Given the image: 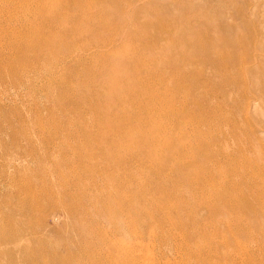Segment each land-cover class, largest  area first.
<instances>
[{
	"label": "rangeland",
	"instance_id": "obj_1",
	"mask_svg": "<svg viewBox=\"0 0 264 264\" xmlns=\"http://www.w3.org/2000/svg\"><path fill=\"white\" fill-rule=\"evenodd\" d=\"M13 1L12 22L10 11L0 12V149L18 155L15 168L0 167V234L14 238L1 245L14 252L13 263L244 264L240 260L252 255V264H264V0H84L82 10L61 20L56 17L61 4L71 0ZM73 21L81 29L74 30ZM136 55L159 77L164 74L174 90L178 75L189 79L175 93L174 104L182 109L185 103L181 120H191L185 142L178 140L174 148L184 146L188 153L164 169L145 158L146 149L106 145L99 130L103 116L97 109L107 93L112 97L106 100H114V85L136 80ZM183 59L189 64L181 66ZM178 160L190 169H180ZM252 175L262 183L249 182ZM216 193L243 195L242 209L236 215L223 212ZM112 197L136 211L114 220L119 205ZM245 197L251 205H245ZM120 228L127 232L121 238ZM121 248L129 259L121 258ZM10 262L0 259V264Z\"/></svg>",
	"mask_w": 264,
	"mask_h": 264
},
{
	"label": "bare ground",
	"instance_id": "obj_2",
	"mask_svg": "<svg viewBox=\"0 0 264 264\" xmlns=\"http://www.w3.org/2000/svg\"><path fill=\"white\" fill-rule=\"evenodd\" d=\"M19 1V0H18ZM89 1V0H88ZM177 0L174 1V3L176 2ZM68 4L67 3H63L61 4V8L59 9V14L56 15V17H58V19H63L64 18V15L70 11H80L82 10V4L84 3V0H71ZM183 2V1H182ZM16 3V2H15ZM14 1L13 0H0V12L2 11L3 13V10H8L10 11V13H8L9 15H6L9 17V21H13L14 20V17H12V14H11V11H14L13 9H17L16 5H15ZM27 3V2H26ZM177 3V2H176ZM91 5V4H90ZM89 5V6H90ZM93 5V4H92ZM22 8V7H21ZM27 8V7H26ZM36 8V7H35ZM25 9V7H24ZM41 10V9H40ZM44 10V9H43ZM19 11V10H18ZM22 11V10H21ZM24 11V10H23ZM33 12V11H32ZM35 12V11H34ZM39 12V11H38ZM84 12V11H83ZM16 13V12H15ZM20 13V12H19ZM25 13V12H24ZM79 13V12H78ZM83 14V13H82ZM20 15V14H18ZM17 15V16H18ZM6 17V16H5ZM79 17V15H78ZM90 16V13H87V16L86 18L88 19ZM7 18V17H6ZM20 18V17H19ZM24 18V17H23ZM22 20V19H21ZM8 21V22H9ZM75 21V20H74ZM72 22L73 25H74V30H79L81 29V27H79V25L77 24V22ZM59 24V23H58ZM65 24V23H64ZM72 25V26H73ZM86 25V24H85ZM32 26V25H31ZM60 26V25H59ZM50 27V25H49ZM57 27V26H56ZM61 27V26H60ZM66 27V26H65ZM79 28V29H78ZM96 27H94L95 29ZM30 29V28H29ZM71 29V27L69 28V30ZM73 29V27H72ZM96 31H98L97 29L93 30L92 32L95 33ZM37 32V31H36ZM69 32V31H68ZM18 33V32H17ZM28 33V32H27ZM97 34V32L95 33ZM11 35V34H9ZM18 35V34H17ZM39 35V34H38ZM16 36V35H15ZM40 36V35H39ZM9 37V36H8ZM20 37V36H18ZM16 37V38H18ZM41 37V36H40ZM21 38V37H20ZM33 38V37H32ZM37 38V37H36ZM45 38V36H44ZM119 38V37H118ZM123 38V37H122ZM121 38V39H122ZM8 38H6L7 40ZM42 39V38H41ZM187 39V38H186ZM5 40V39H4ZM10 40V39H9ZM14 40V38L12 39ZM25 41H27L25 39ZM29 41V40H28ZM33 41V39H32ZM120 41V40H119ZM14 42V41H13ZM12 42V43H13ZM6 43V42H5ZM11 43V44H12ZM31 43V42H30ZM37 43V42H36ZM14 44V43H13ZM12 44V45H13ZM17 44V43H16ZM8 45V44H6ZM7 47V46H6ZM15 47V46H14ZM106 47V46H105ZM15 52V51H14ZM75 56V55H74ZM77 57V56H76ZM141 57V56H140ZM140 57H138L136 55V60L135 63L133 64V71H134V74L133 76L135 75L134 78H136V80L133 82V83H127V85H114L115 87V91L113 93L114 95V100L112 101H107V97L108 99H110V96L112 97V94L107 93L105 96H104V100L102 102V104L100 105V107L97 109V111L99 112L100 114V110H101V114L103 116V122H101V115H99L98 119H99V122H98V125H99V130H102V134H101V138L105 140V144L107 145L110 141H113V143H116L117 142V145H118V148L121 149V148H133V147H141L143 149H146L147 150V156L145 157L146 159H150L152 160L153 163H156V165H158L157 167L158 168H165L168 163L170 162V160L172 159H175V157H180L182 155H186L188 153V151L185 149V147H179L177 146V149L174 148V145L176 143H178V140H181L183 137H187L188 133H187V125L190 123H188L189 120H186V121H183V119L181 120V118L184 116V113H185V109L187 108L185 103H183L184 105H182V109H179V108H176L175 107V100L177 98V95L175 94L179 89H182L186 86H188L189 84V79H186V77H182L180 75H178L176 77V83H175V90L173 88H170L169 86H167V83H166V78H165V75L163 74L162 77L160 75V77L154 72L152 71L151 67L149 66H146L144 63L140 62L139 60L141 59ZM81 58V57H80ZM78 60V59H77ZM76 61V60H75ZM184 63H181L180 65L183 66L185 64H189V62L186 60V59H183L182 60ZM178 63V62H177ZM179 67V64H177ZM175 67V65H174ZM180 71V70H178ZM143 74V77L141 78L140 75ZM146 74V75H145ZM128 80V79H127ZM113 82V81H112ZM173 83V81H172ZM178 99V98H177ZM174 100V101H173ZM101 102V101H100ZM97 119V120H98ZM186 119V118H185ZM105 121V122H104ZM191 121V120H190ZM189 121V122H190ZM194 128V127H192ZM73 129V128H72ZM88 132V131H87ZM130 133H134V136L131 137L130 136ZM199 133V132H198ZM192 134V133H191ZM97 135V134H96ZM193 137V136H192ZM189 138V136H188ZM191 138V137H190ZM189 138V139H190ZM82 139V138H81ZM92 139V138H91ZM99 139V138H98ZM184 139V138H183ZM182 139V140H183ZM186 139V138H185ZM194 140V139H193ZM196 140V139H195ZM185 142V140H183ZM89 142V141H88ZM195 142V141H194ZM102 143V142H101ZM181 144V143H180ZM189 145L192 144V142L188 143ZM115 145V144H114ZM185 145V144H183ZM206 145V144H205ZM182 146V145H181ZM196 146V145H195ZM87 147V146H86ZM92 147V146H91ZM90 147V148H91ZM105 147V146H104ZM109 147V145H108ZM205 147V146H204ZM208 147V146H207ZM205 147V150L206 148ZM117 148V149H118ZM190 148V147H189ZM99 149V148H98ZM104 149V148H103ZM108 149V148H107ZM116 149V148H115ZM140 149V148H139ZM209 149V148H208ZM211 149V147H210ZM1 150V149H0ZM86 150V149H85ZM88 150H89V146H88ZM190 150V149H189ZM2 151V150H1ZM11 151V150H9ZM93 151V150H92ZM99 151V150H98ZM97 151V152H98ZM191 151V150H190ZM90 152V150H89ZM94 152V151H93ZM100 152V151H99ZM98 152V153H99ZM109 152V151H108ZM107 152V153H108ZM111 152V151H110ZM116 152V151H115ZM118 152V151H117ZM200 152V151H199ZM207 152V150H206ZM205 152V153H206ZM101 153H102V150H101ZM139 155H141L142 151L140 152V150L138 151ZM192 153V152H191ZM220 153H223L220 151ZM86 154V153H85ZM114 154V153H113ZM145 154V153H144ZM193 154V153H192ZM191 155V157H193ZM204 154V153H203ZM92 155V154H91ZM105 155V154H104ZM143 155V154H142ZM146 155V154H145ZM199 155V154H198ZM202 155V153H201ZM205 155V154H204ZM227 155V154H226ZM18 156V155H17ZM17 156L14 155L13 151L11 152H7V151H2V153H0V167L4 170H8V169H12L14 167V160L17 158ZM94 156V154L92 155ZM212 159V165H217V160L215 159L214 156H212L211 154L209 155ZM223 156V155H222ZM98 157V156H97ZM101 157V156H100ZM142 157V156H141ZM185 157V156H184ZM189 157V156H188ZM130 158V157H129ZM128 158V159H129ZM202 158V157H201ZM209 158V157H207ZM206 158V159H207ZM231 158V157H230ZM104 159V158H103ZM102 159V160H103ZM120 159V158H119ZM143 158H141V160H143ZM145 159V160H146ZM181 159V157L179 158ZM109 160V158H108ZM121 160L124 161V159L122 158ZM120 160V161H121ZM137 160V159H136ZM198 160V159H197ZM112 161V159H111ZM121 162V163H124V162ZM138 161V160H137ZM149 161V160H148ZM177 161V160H176ZM179 161V160H178ZM106 162V161H105ZM145 162V161H144ZM151 162V161H150ZM159 162V164H158ZM180 162V161H179ZM221 162V161H220ZM223 162V161H222ZM111 163V162H110ZM126 163V161H125ZM175 163V162H173ZM189 163V162H188ZM109 164V163H108ZM180 164H183L180 162ZM107 165V164H106ZM123 165V164H122ZM121 165V166H122ZM187 165V163H186ZM189 165V164H188ZM228 165V164H226ZM111 166V165H110ZM113 166V165H112ZM116 166V165H115ZM118 167H120V165H117ZM126 166V165H125ZM192 167V166H191ZM219 167V166H218ZM221 167V166H220ZM15 168V167H14ZM110 168V167H109ZM112 168V167H111ZM2 169L1 172H2ZM116 169V168H115ZM122 169V168H121ZM124 169V168H123ZM176 169L178 170L179 167L178 165L176 166ZM180 169H184L185 171L189 170L190 169V166H185V164H183V167L180 166ZM108 170V169H107ZM159 170V169H158ZM183 170V171H184ZM212 170V169H211ZM211 170H210V173H211ZM112 171V170H111ZM117 171V170H116ZM125 171V170H124ZM165 171V170H164ZM194 171V170H192ZM4 172V171H3ZM6 172V171H5ZM128 172V171H127ZM196 172V170L194 171ZM78 173V172H77ZM107 173V172H106ZM122 173V172H121ZM126 172H124L125 174ZM164 173V172H163ZM173 173V171H172ZM180 173H181V170H180ZM193 172H191L192 174ZM227 173V172H226ZM239 173V172H238ZM3 174V173H2ZM1 174V175H2ZM105 174V173H104ZM116 174V173H115ZM198 174V173H197ZM212 174V173H211ZM210 174V175H211ZM229 174V172H228ZM236 174V173H235ZM247 175V173H245ZM244 174V175H245ZM252 174V173H251ZM5 175V174H4ZM3 175V176H4ZM97 175V174H96ZM106 175V174H105ZM112 174L109 173V176H111ZM134 175V174H133ZM174 175V174H173ZM188 175V174H187ZM130 176V175H129ZM163 176V175H162ZM194 176V175H193ZM205 175H202V178L204 177ZM214 176V175H213ZM2 177V176H1ZM132 177V176H131ZM166 177V176H165ZM186 177V176H185ZM197 177V176H196ZM223 177V176H222ZM235 177V176H234ZM240 177V176H239ZM246 177V176H245ZM5 178V177H4ZM110 178V177H109ZM115 178V177H114ZM242 178V177H241ZM195 179V178H194ZM205 179V178H204ZM208 178H206L207 180ZM211 179V178H210ZM248 181H254V184H255V180H258L259 182L262 183V180L259 178L257 179V176H248ZM127 180H129V178H127ZM223 178L221 179V182L223 183ZM205 181V180H204ZM209 181V179H208ZM243 181V179H242ZM107 182H109L107 180ZM116 182V180H115ZM127 182V181H126ZM129 182V181H128ZM127 182V183H128ZM195 182V181H194ZM226 182V181H225ZM245 182V180H244ZM242 182V183H244ZM69 183V182H68ZM134 183V182H133ZM203 183V182H202ZM235 183V182H234ZM247 183V182H246ZM260 183V184H261ZM107 184V183H106ZM117 184V183H116ZM229 184V182H228ZM250 183H248L249 185ZM105 185V184H104ZM115 185V184H114ZM204 185V184H203ZM218 185V184H216ZM215 185V186H216ZM221 185V184H220ZM233 186V184H231ZM246 185V184H245ZM98 186V185H97ZM111 186V185H110ZM121 186V185H120ZM123 186V185H122ZM161 186V185H160ZM199 186V185H198ZM205 186V185H204ZM213 186V187H215ZM231 186V188H232ZM236 186V185H234ZM240 186V185H239ZM243 186V185H242ZM250 186V185H249ZM115 187V186H114ZM219 187V186H218ZM221 187V186H220ZM261 187V186H260ZM68 188V187H67ZM97 188V187H96ZM95 188V189H96ZM107 188V187H106ZM117 188H120L122 189V187H118ZM115 188V189H117ZM141 188V187H140ZM202 187H199V189H201ZM235 188V187H234ZM255 188V187H254ZM257 188V187H256ZM221 189H223L221 187ZM114 190V189H113ZM206 190V188H205ZM213 190V193L210 194V196H208L207 198H210V200H213L212 198L214 197V194H215V190L216 189H212ZM211 190V191H212ZM229 190V189H228ZM242 190V188H241ZM247 190V189H246ZM250 190V189H249ZM100 191V189H99ZM118 191V190H117ZM115 190V192H117ZM210 191V192H211ZM225 190H223L224 192ZM227 191V190H226ZM261 191L264 195V184H263V187H261ZM98 192V191H97ZM107 192V191H106ZM126 192V191H125ZM129 192V190H128ZM126 192V193H128ZM209 192V193H210ZM230 192V190H229ZM235 192V191H234ZM239 192V191H238ZM241 193L243 191H240ZM239 192V193H240ZM259 192V191H258ZM64 193V192H63ZM74 193V192H73ZM142 191L140 192L139 195H141ZM208 193V192H207ZM222 193V191L220 192ZM228 193V192H227ZM244 193V192H243ZM242 193V194H243ZM252 193V192H251ZM253 193H255L253 191ZM257 193V192H256ZM107 195V193H105ZM116 194V193H115ZM137 194V193H136ZM204 194V193H203ZM257 194H260V193H257ZM233 195V194H232ZM241 195V194H240ZM244 195V194H243ZM243 195H241V197L237 196V198H233L232 196L229 197L228 195H223L220 197V195L218 193H216V197H220V201L223 203V209H225V211L223 212H227L228 214L230 212H232L234 215H236V212L239 211L240 209H242V198H243ZM247 195V194H246ZM252 195V194H251ZM32 196V195H31ZM87 196V195H86ZM98 196V195H97ZM100 196V195H99ZM121 196V195H120ZM143 197L145 195H142ZM168 196V195H167ZM88 197V196H87ZM119 197V195H118ZM122 197V196H121ZM129 197V196H128ZM166 197V196H165ZM202 197V196H201ZM217 197V198H218ZM250 198V196H248ZM248 197H245V199H243V201L245 200V205H251L252 202H250V199ZM256 197V196H255ZM264 197V196H263ZM27 198V197H26ZM103 198V197H101ZM107 198V197H106ZM126 198V197H125ZM131 198V197H129ZM128 198V199H129ZM198 198V197H197ZM206 198V199H207ZM232 198V199H231ZM253 198V197H251ZM78 199V198H77ZM127 199V198H126ZM202 199H204L202 197ZM219 199V198H218ZM32 200V199H31ZM30 200V201H31ZM35 199L33 198V201ZM97 200V198H96ZM112 204H116L117 206L119 205V208H118V212L116 214H114V220H121V219H124V216L126 215L125 212L129 213V214H132L133 211H136V208L134 206L132 207H129L130 209H124L123 207V203L121 204V200L120 199H117L116 197H112L110 198ZM146 200V199H145ZM166 200V199H165ZM200 200V198H199ZM205 200V199H204ZM257 200H259V198H257ZM89 201V200H88ZM95 201V200H94ZM103 201V200H102ZM119 201V202H118ZM131 201V200H130ZM136 201V200H135ZM142 201V199H141ZM255 201V200H254ZM36 202V201H35ZM90 202V201H89ZM97 203V201H95ZM101 202V201H100ZM128 202V201H127ZM138 202V201H137ZM165 202V201H164ZM180 202V201H179ZM182 202V201H181ZM205 202V201H204ZM213 202V201H212ZM263 202V201H262ZM261 202V203H262ZM30 203V202H28ZM83 203V201H82ZM92 203H93V200H92ZM99 203V201H98ZM97 203V204H98ZM101 203H104V202H101ZM142 203V202H141ZM256 203H259V202H255ZM81 204V203H80ZM150 204V203H149ZM163 204V203H162ZM183 204V203H181ZM263 204V203H262ZM261 204V205H262ZM29 205V204H28ZM27 205V206H28ZM86 205V204H85ZM84 205V206H85ZM96 205V204H94ZM100 205V204H98ZM103 205V204H102ZM106 205V204H105ZM132 205V204H131ZM140 205V204H139ZM164 205V204H163ZM108 206V205H107ZM259 206V205H258ZM33 207V206H32ZM81 207V206H79ZM78 207V208H79ZM92 207V206H91ZM95 207V206H94ZM110 207V206H109ZM145 207V206H144ZM148 207V206H147ZM220 207V206H219ZM260 207V206H259ZM262 207H264L262 205ZM64 208V207H63ZM99 208V206H98ZM97 208V209H98ZM108 208V207H107ZM117 208V207H116ZM154 208V207H153ZM217 213H222V209L221 208H218V207H213ZM28 209V208H27ZM30 209V208H29ZM82 209V208H81ZM99 209H102L101 206ZM138 209V207H137ZM95 210V209H94ZM105 210V209H104ZM244 210V209H243ZM251 212H253L252 215H255L256 213V206H255V209H249ZM67 211V210H66ZM93 211V210H92ZM97 211V210H96ZM99 211V210H98ZM102 211V210H101ZM110 211V210H109ZM114 211V210H112ZM156 211V210H155ZM205 211V210H204ZM207 211V210H206ZM205 211V212H206ZM260 211V209H259ZM258 211V212H259ZM261 211H262V208H261ZM4 212V211H2ZM7 212V211H6ZM73 212V210L71 211ZM91 212V211H90ZM182 212V211H181ZM189 212V211H188ZM191 212V211H190ZM257 212V213H258ZM68 213V211H67ZM100 213V212H98ZM114 213V212H113ZM161 213V211L159 212ZM204 213V212H203ZM260 213V212H259ZM92 214V213H91ZM96 214V213H95ZM134 214V213H133ZM167 214V213H166ZM94 215V214H93ZM97 215V214H96ZM107 215V214H106ZM206 215V214H205ZM212 215V213H211ZM232 215V214H231ZM74 216V215H73ZM102 216V215H101ZM142 216V215H141ZM217 216V215H216ZM226 216V215H225ZM259 216V215H258ZM256 215V217H258ZM95 217V215H94ZM97 217V216H96ZM156 217V216H155ZM163 217V216H162ZM169 217V216H168ZM182 217V216H181ZM186 217V215H185ZM261 217V216H260ZM158 218V217H157ZM180 218V217H179ZM209 218V217H208ZM253 218V217H251ZM263 218V217H262ZM162 219V218H161ZM166 219V218H165ZM169 219V218H168ZM10 220V219H9ZM97 220V219H96ZM160 220V219H159ZM180 220V219H179ZM255 220V218H254ZM94 221V219L92 220ZM168 221V220H167ZM224 221V220H223ZM151 222V221H150ZM156 222V221H155ZM163 222V221H162ZM254 222V221H253ZM170 223V221H169ZM222 223V222H221ZM230 223V222H229ZM245 223V221H244ZM11 224V223H10ZM93 224V223H92ZM127 224V223H126ZM158 224V223H157ZM172 224V222H171ZM179 224V223H178ZM177 224V225H178ZM183 224V223H182ZM181 224V225H182ZM195 224V223H194ZM217 224V223H216ZM215 224V225H216ZM95 225V224H93ZM175 225V223H174ZM191 225V224H190ZM218 225H220L218 223ZM4 226V225H3ZM99 226V225H98ZM149 226V225H148ZM179 226V225H178ZM231 225H229L228 227V230H229V233L230 235L232 234L233 236L236 234L234 233L233 231V228L230 227ZM245 226V225H243ZM264 226V225H263ZM115 227V226H114ZM145 227V226H143ZM147 227V226H146ZM152 227V226H151ZM180 227V226H179ZM246 227V226H245ZM5 228L2 227V229ZM96 228V227H95ZM122 228V227H121ZM117 229V232L116 234L120 236L121 238V235L124 236L127 232L124 231L123 229ZM129 228V227H128ZM173 228V227H172ZM204 228V227H203ZM220 228V227H219ZM241 228V227H240ZM1 229V230H2ZM125 229V228H124ZM176 229V228H175ZM206 229V228H205ZM213 229V228H212ZM244 229H247V228H244ZM104 230V229H103ZM106 230V229H105ZM141 230V229H140ZM143 230V229H142ZM172 230V229H170ZM181 230V229H180ZM183 230V229H182ZM215 230V229H214ZM249 230V228L247 229ZM79 231V230H78ZM109 231V230H108ZM147 231V230H146ZM203 231V230H202ZM201 231V232H202ZM246 230H244L245 232ZM262 231V230H261ZM75 232V231H74ZM101 232V231H100ZM113 232V231H112ZM111 232V233H112ZM129 232V231H128ZM181 232V231H180ZM247 232V231H246ZM245 232V233H246ZM257 232V231H256ZM260 232V231H259ZM12 233V232H11ZM105 233V232H104ZM182 233V232H181ZM185 233V232H184ZM220 233V232H218ZM4 233H2L3 235ZM8 234V233H7ZM99 234V233H98ZM97 234V235H98ZM101 234V233H100ZM115 234V235H116ZM137 234V233H136ZM187 234V233H186ZM205 234V233H204ZM215 234V233H214ZM214 234L212 237H214ZM247 234V233H246ZM264 234V231L263 233ZM114 235V236H115ZM173 235V234H172ZM171 235V236H172ZM212 235V234H211ZM225 235V234H224ZM251 235V234H250ZM139 236V235H138ZM204 236V235H203ZM226 236V235H225ZM239 236V235H238ZM253 236V235H252ZM264 236V235H263ZM94 237V236H93ZM96 237V236H95ZM108 237V236H107ZM141 237V236H140ZM17 240H18V236L16 237ZM99 238V237H98ZM113 238V237H112ZM224 238V237H223ZM13 236L12 235H7V236H1L0 234V259L4 258V259H7L9 261L12 262V264H17V263H13L14 262V259H13V256L14 255V252L11 251L10 253L6 250V249H3L1 245H4V244H8V243H11V241L13 240ZM104 239V238H103ZM109 239V238H108ZM111 239V238H110ZM117 239V238H116ZM127 239V238H126ZM142 239V238H141ZM226 238H224L225 240ZM79 240V238H78ZM105 240V239H104ZM119 240V239H118ZM223 240V241H224ZM80 241V240H79ZM109 241V240H108ZM16 242V241H15ZM103 242V241H102ZM118 242V241H117ZM228 242V241H227ZM13 243V241H12ZM101 243V242H100ZM111 242H109L110 244ZM124 243V242H123ZM139 243V242H138ZM205 243V242H204ZM210 243V242H209ZM225 243V241H224ZM76 244V243H75ZM102 244H105V243H101ZM116 244V243H115ZM125 244V243H124ZM187 244V243H186ZM227 243H225L226 245ZM80 245V244H79ZM100 245V244H99ZM106 245V244H105ZM105 245H104V249H105ZM119 245V244H118ZM117 245V246H118ZM81 246V245H80ZM123 246V245H122ZM125 246V245H124ZM127 246V245H126ZM125 246V247H126ZM76 247V245H75ZM102 247V246H101ZM106 247H109V246H106ZM116 246H114V249H115ZM119 247V246H118ZM102 248V249H103ZM111 248V246H110ZM120 248V247H119ZM195 248V247H194ZM192 248V249H194ZM202 248V247H201ZM201 248H197V250L203 252L204 249H201ZM207 248V247H206ZM247 248V247H246ZM261 248V247H260ZM123 249L121 252H123L121 254V258L124 260L129 257V253H127L128 251H130V247L127 250H124V248H121ZM126 249V248H125ZM136 249V247H135ZM178 249V248H177ZM209 249V248H208ZM224 249V247H223ZM230 249V248H229ZM234 249V248H233ZM241 249V248H240ZM262 249V248H261ZM264 249V248H263ZM21 250V249H20ZM80 250V249H79ZM83 250V249H82ZM116 250V249H115ZM141 250V249H140ZM185 250V249H184ZM196 250V248H195ZM239 250V249H238ZM23 251V249H22ZM22 251H20L22 253ZM25 251V250H24ZM110 251V249H109ZM192 251V250H191ZM208 251V250H207ZM260 251V250H259ZM108 252V251H107ZM106 252V253H107ZM116 252V251H115ZM133 252V251H132ZM138 252V250H137ZM180 252V251H179ZM185 252V251H184ZM194 252V250H193ZM239 252V251H238ZM244 252V251H242ZM246 252V251H245ZM25 253V252H24ZM55 253V252H54ZM87 253H90L87 252ZM94 253V252H93ZM105 253V251H104ZM112 253V252H111ZM136 253V252H135ZM144 253V252H143ZM192 253V252H191ZM209 253V252H207ZM215 253V252H214ZM212 253V254H214ZM12 254V255H11ZM86 254V253H85ZM91 254V253H90ZM117 254H118V251H117ZM131 254V253H130ZM137 254V253H136ZM135 254V255H136ZM179 254V253H178ZM190 254V253H189ZM194 254V253H193ZM192 254V255H193ZM242 254V253H241ZM248 254V252H247ZM94 255H98V253H95ZM93 255V256H94ZM109 255V254H107ZM112 254H110L111 256ZM138 255H140V251L138 253ZM185 255V254H184ZM188 255V254H187ZM186 255V257H187ZM237 255V254H236ZM243 255V254H242ZM246 255V254H245ZM249 255V254H248ZM56 256V255H54ZM84 256V255H83ZM89 256V255H88ZM92 257V255H90ZM96 256H95V259H96ZM106 256V255H105ZM109 256V257H110ZM118 255L115 256V258L117 257ZM120 256V254H119ZM137 256V255H136ZM189 256V255H188ZM195 256V255H194ZM197 256V254H196ZM195 256V258H196ZM206 256V255H205ZM209 256V255H208ZM251 257L249 258V260H240L241 262H243L244 264H252V261L251 259L253 258L252 255H250ZM60 257V256H58ZM69 257V256H68ZM75 257V256H74ZM102 257V256H101ZM132 258V256H130ZM135 257V256H134ZM182 257V256H180ZM184 257V256H183ZM193 257V256H192ZM191 257V258H192ZM211 257H213L211 255ZM218 257V256H217ZM49 258V257H48ZM70 258V257H69ZM81 258V256H80ZM86 258V257H85ZM90 258V257H89ZM93 258V257H92ZM136 258V257H135ZM190 258V257H189ZM233 258V256L231 257ZM244 257L242 256V258L240 259H243ZM67 259V258H66ZM99 259V258H97ZM110 259V258H109ZM113 259V258H112ZM129 259V258H128ZM154 259V257L152 258ZM207 259V258H206ZM210 259V258H209ZM216 259V258H214ZM236 259V258H234ZM238 259V258H237ZM92 260V259H91ZM100 260V259H99ZM103 260V259H102ZM120 260V259H119ZM125 260V261H126ZM132 260V259H131ZM130 260V262H132ZM198 260V259H197ZM213 260V259H212ZM230 260V259H229ZM239 260V259H238ZM56 261V259H55ZM58 261V260H57ZM68 261V260H67ZM86 261V260H85ZM88 261V260H87ZM93 261V260H92ZM107 261H108V258H107ZM112 261V260H111ZM135 261V260H134ZM140 262V260H138ZM144 260H142V264H147V262H143ZM191 261V259H190ZM195 261V260H193ZM200 261L204 262L205 260L204 259H201ZM209 261V260H208ZM215 261V260H214ZM232 262V260H230ZM240 261H237V262H240ZM10 262V263H11ZM39 262V261H38ZM54 262V261H53ZM101 262V261H100ZM106 262V261H105ZM115 262V261H114ZM122 262V261H121ZM129 262V261H127ZM129 262V263H130ZM138 262V263H139ZM162 262V261H160ZM207 262V261H206ZM256 262V261H255ZM60 263V262H59ZM58 263V264H59ZM62 263V262H61ZM77 263V262H76ZM128 263V264H129ZM133 263V262H132ZM163 263V262H162ZM170 263V262H169ZM194 263V262H193ZM234 263V261H233ZM236 263V262H235ZM57 264V263H56ZM63 264V263H62ZM91 264V263H90ZM97 264V263H96ZM105 264V263H104ZM107 264V263H106ZM110 264V263H109ZM112 264H115V263H112ZM140 264V263H139ZM148 264H151L148 262ZM161 264V263H160ZM190 264V263H189ZM214 264V263H213ZM255 264V263H254Z\"/></svg>",
	"mask_w": 264,
	"mask_h": 264
}]
</instances>
